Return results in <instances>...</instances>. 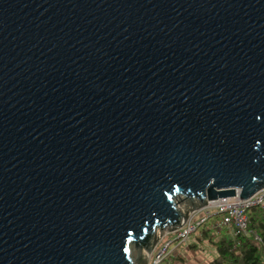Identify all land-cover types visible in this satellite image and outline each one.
Wrapping results in <instances>:
<instances>
[{
  "label": "water",
  "instance_id": "1",
  "mask_svg": "<svg viewBox=\"0 0 264 264\" xmlns=\"http://www.w3.org/2000/svg\"><path fill=\"white\" fill-rule=\"evenodd\" d=\"M264 188V0H0V264H147Z\"/></svg>",
  "mask_w": 264,
  "mask_h": 264
},
{
  "label": "built area",
  "instance_id": "2",
  "mask_svg": "<svg viewBox=\"0 0 264 264\" xmlns=\"http://www.w3.org/2000/svg\"><path fill=\"white\" fill-rule=\"evenodd\" d=\"M263 203L264 188L241 202H239L237 195L209 202L206 207L201 209L202 212H200L199 217H196L194 221L187 220L181 228L170 234L172 235L170 238L159 242L160 246L158 250H155L150 261H147L148 264H160L170 251L175 250L187 239L190 233L196 230L197 226L206 223L214 215L218 217V220L210 226L214 234H217L220 229H225L231 237H235L238 233L247 236L245 211L252 207H262ZM205 228L209 227L206 226ZM254 242H259L256 236ZM171 247L173 248L170 250Z\"/></svg>",
  "mask_w": 264,
  "mask_h": 264
},
{
  "label": "trees",
  "instance_id": "3",
  "mask_svg": "<svg viewBox=\"0 0 264 264\" xmlns=\"http://www.w3.org/2000/svg\"><path fill=\"white\" fill-rule=\"evenodd\" d=\"M245 216L247 236L238 233L231 237L225 229H220L214 234L210 227L205 228L206 223L196 227V229L202 227L198 240L204 237L214 254L205 264H264V203L262 207L246 210ZM214 217L217 216L214 215L210 219ZM255 236L259 242H254ZM174 261V258L169 256L160 264H173Z\"/></svg>",
  "mask_w": 264,
  "mask_h": 264
},
{
  "label": "rangeland",
  "instance_id": "4",
  "mask_svg": "<svg viewBox=\"0 0 264 264\" xmlns=\"http://www.w3.org/2000/svg\"><path fill=\"white\" fill-rule=\"evenodd\" d=\"M200 212H202V210L192 214L189 219L194 221L196 217H199ZM217 220H218V217H214L213 219H208V221L206 222V226L210 227L211 224ZM201 230H202V227H199L195 231L190 233L187 239L184 240V242L181 243L175 250L170 251V253L166 257L170 256L174 258L175 261L173 262V264H205L209 262L214 254H213L211 247L205 241L204 237L198 240L197 237L199 236V233L201 232ZM170 234L171 233L164 234L161 237V239L157 242L152 252L148 256V259H149L147 260L148 262L150 261L152 255L155 253V250L156 249L158 250L160 246L159 242L166 241L168 238L172 236ZM192 245H194L195 247L193 246L194 247L193 248ZM172 248L173 247H171L170 250Z\"/></svg>",
  "mask_w": 264,
  "mask_h": 264
}]
</instances>
